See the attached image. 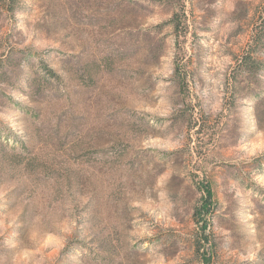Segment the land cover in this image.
<instances>
[{"label":"rangeland","instance_id":"374dc122","mask_svg":"<svg viewBox=\"0 0 264 264\" xmlns=\"http://www.w3.org/2000/svg\"><path fill=\"white\" fill-rule=\"evenodd\" d=\"M14 3L0 264H264V0Z\"/></svg>","mask_w":264,"mask_h":264},{"label":"trees","instance_id":"16d2710c","mask_svg":"<svg viewBox=\"0 0 264 264\" xmlns=\"http://www.w3.org/2000/svg\"><path fill=\"white\" fill-rule=\"evenodd\" d=\"M2 1V6L5 8L8 12H13L15 9L14 7V1L15 0H1ZM253 47L255 48V51L253 49L252 53H248L243 57L239 63L237 64L239 67V70L241 73H246L254 76L256 78V81L259 82V76L260 73L263 72L264 69V61L263 59L259 56L260 51L262 46L264 45V5L261 9V14H260V25L257 29V31L254 34L253 37ZM6 63V61L4 62ZM2 63L1 65L3 66ZM211 217V209H207V211H204L203 214L200 216L201 222L208 228L210 226L209 221ZM210 234L205 235V239L203 242H206V244H211ZM211 246H209V251L212 249ZM213 253L210 252L208 255L206 264H210L211 260L213 258Z\"/></svg>","mask_w":264,"mask_h":264}]
</instances>
